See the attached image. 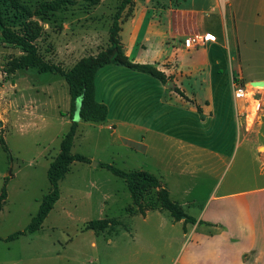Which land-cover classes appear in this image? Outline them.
<instances>
[{
	"label": "rangeland",
	"instance_id": "obj_1",
	"mask_svg": "<svg viewBox=\"0 0 264 264\" xmlns=\"http://www.w3.org/2000/svg\"><path fill=\"white\" fill-rule=\"evenodd\" d=\"M55 1L20 0L31 14L7 3L0 8L3 23L0 25V194L5 184L8 191L7 202L0 214V264H147L150 258L158 257L154 247L162 246L171 237V225L176 222L168 211H163L162 232L157 214L144 223L138 216L141 211L134 205L126 181L100 164H113L124 171H147L172 191L174 200H180V192L186 189L190 190L187 196L190 201L194 199L203 203L215 186L240 190L247 185L242 178L244 150L239 151L235 162L227 157L216 159L208 152H200L199 158L193 160L192 155L185 154L183 158L190 159L193 164L186 174L180 175L181 169L186 170V164L179 167L180 152H176L173 142L148 134L149 148H146L119 140L120 136L131 141L140 140L138 132L129 131L125 126L118 125L114 132L109 128L110 122L92 124L74 117L79 126L71 153L86 156L91 162H75L70 166L69 173L60 182V199L40 231L6 241L8 236L23 231L30 224L43 197L50 192L48 170L59 155L63 137L72 125L68 75H72L86 59L109 50L110 28L123 2L100 0L94 4L95 0H68V6L60 10L44 16L38 14L42 3ZM155 1L167 3V0ZM191 6L192 1L188 3V7ZM222 11L221 6L215 11L207 9L203 15V32L211 31L220 36L219 16ZM127 12L129 6L122 13L121 29ZM226 13L227 37L232 41L230 5ZM5 29L33 45L39 58L36 67L15 68V63L27 52L23 45L4 41ZM126 29L125 26L124 35ZM246 32L244 41L247 48L253 49L249 50L252 61L257 30L248 26ZM212 36L216 40V36ZM243 46L244 43L242 49ZM244 68L254 76L264 75V65L260 63L253 61ZM109 76L104 72L103 80L111 81ZM247 86L245 92L249 89ZM112 88L107 91L108 88L104 90L99 85V100L107 97L111 117L127 116L130 100L126 96L113 97ZM226 89L233 94L227 81ZM258 90L263 88L258 87ZM254 94L252 98L243 96L247 114L244 119L249 125L264 122V106L257 115L259 103L253 100ZM155 98L152 93L150 103L153 106ZM256 99L259 100L258 95ZM252 117L254 121L251 122ZM1 138L8 150H5ZM224 154L230 158L233 156L231 148ZM253 169L250 167L245 173L253 174ZM156 193L148 192L145 202L155 200ZM95 220L106 221L107 228L100 232L88 230L87 223ZM177 227L180 228V224ZM144 246L146 249L141 252ZM177 252L176 245L168 250L161 257L163 264H175Z\"/></svg>",
	"mask_w": 264,
	"mask_h": 264
},
{
	"label": "crops",
	"instance_id": "obj_2",
	"mask_svg": "<svg viewBox=\"0 0 264 264\" xmlns=\"http://www.w3.org/2000/svg\"><path fill=\"white\" fill-rule=\"evenodd\" d=\"M190 1L192 6L188 7ZM134 3L132 15L122 25L123 36L120 33L124 52L135 63L157 67L168 80L164 84L149 75L116 65L100 69L96 75V98L109 109V128L116 132L120 125L138 132L140 140L131 141L124 136L119 140L146 148H149L148 134L173 142L176 152H180L179 167L186 164V170L181 169L180 175L186 174L193 164L183 158L185 154L192 155L193 160L199 158L200 152H208L216 159L227 157L235 162L243 149L242 178L247 183L240 190L215 186L203 203L190 201L187 197L190 190L186 189L180 192V200H174L168 189L171 199L196 222L172 224L171 237L162 246L154 247L158 257L150 258L147 264H163L161 257L175 245L178 250L175 264H264V122L249 125L244 119L247 118L244 99L237 100L234 92L230 95L226 89V81L232 89L235 82L245 87L248 84L244 97L252 98L258 88L252 82H264V75L254 76L244 68L253 61L264 65V0H228L225 5L220 0H167V3L134 0ZM228 5L233 23L232 41L227 37ZM220 6L223 9L219 16L220 36L203 32V15L207 9L215 11ZM248 26L257 30L252 61L249 50L253 49L247 48L244 41ZM206 34L215 35L216 40L195 48L185 47L187 38ZM104 72L110 75L111 81L103 80ZM99 85L104 90L108 88L107 91L113 86V97L126 96L130 100L127 116H110L107 97L98 98ZM262 88L255 92L259 100L253 99L261 107L264 106ZM152 93L156 97L155 106L150 103ZM261 111L262 108L257 115ZM230 148L231 158L224 154ZM250 167H254V173H245ZM154 214L159 216L162 232L163 211L138 216L148 223ZM145 249L144 246L140 251Z\"/></svg>",
	"mask_w": 264,
	"mask_h": 264
},
{
	"label": "trees",
	"instance_id": "obj_3",
	"mask_svg": "<svg viewBox=\"0 0 264 264\" xmlns=\"http://www.w3.org/2000/svg\"><path fill=\"white\" fill-rule=\"evenodd\" d=\"M0 1V8L6 6L7 3L16 7L17 10L21 9L31 14L30 9L20 4V0ZM99 1L100 0H95L94 4H98ZM68 2V0H57L53 3H42L38 14L44 16L50 12L60 10L63 6H68ZM134 4V0H123L114 17L109 33L110 47L108 51L116 50L115 56L111 58L107 53L108 51H102L97 56L83 61L74 72L75 75L74 73L68 75V82L72 96V125L70 130L63 137L59 155L48 170L50 192L43 197L39 210L32 217L30 224L23 231H18L8 236L6 241H14L22 236H27L28 234H34L40 231L43 228L47 217L60 199V182L64 180L69 173L70 166L75 162H91L86 156L72 154L71 146L77 135L79 126V123L74 119L78 106L77 103H81L79 113L81 121L92 124H104L107 122L109 109L106 104L99 103L96 98V75L100 69L109 65L122 66L139 73L147 74L164 84L167 83L168 79L166 75L157 67L149 64L135 63L131 61L124 52L120 38L122 30L120 19L122 13L128 6L129 12H127V17H124L125 21L132 15ZM2 24L0 13V25ZM3 38L7 43L23 45L27 52V55L15 63L16 69L36 67L39 64V58L36 56V51L33 45L23 41L21 37L12 34L8 29L3 31ZM44 70L48 71V69ZM198 111L202 112L200 108H198ZM1 143L5 145V141L2 138ZM4 148L5 150H8L6 145ZM100 166L108 169L112 174L126 181L133 203L139 208L141 215L145 216L146 213L150 211H168L175 222H196L194 218L184 212L183 208L178 203L171 199L169 190L162 185L161 181L155 175L143 170L124 171L113 164L101 163ZM8 179L9 178H6V180ZM150 191H157L156 199H151L148 202H145L147 200L146 195ZM7 199L8 191L7 184H5L0 194V214L3 211ZM107 226L108 223L103 220H95L87 223V229L96 232L104 231Z\"/></svg>",
	"mask_w": 264,
	"mask_h": 264
},
{
	"label": "built area",
	"instance_id": "obj_4",
	"mask_svg": "<svg viewBox=\"0 0 264 264\" xmlns=\"http://www.w3.org/2000/svg\"><path fill=\"white\" fill-rule=\"evenodd\" d=\"M220 2L225 5L228 0H220ZM212 41H215V38L210 35V34H206V35H195L193 37H189L185 40V47L187 48H195V47H198V46H202V45H205L206 43L208 42H212ZM245 90H246V87L244 85H241V84H238V83H234L233 84V91H234V95H235V98L237 100H242L243 99V96L245 95ZM253 99H256L255 98V94L253 96ZM258 100V99H256ZM259 103V102H258ZM259 110L258 112L261 110V103H259Z\"/></svg>",
	"mask_w": 264,
	"mask_h": 264
},
{
	"label": "water",
	"instance_id": "obj_5",
	"mask_svg": "<svg viewBox=\"0 0 264 264\" xmlns=\"http://www.w3.org/2000/svg\"><path fill=\"white\" fill-rule=\"evenodd\" d=\"M108 54H109V56L111 58H113L115 56V54H116V50L110 51ZM252 84L255 85V86H259V85L260 86H263L264 85V82L258 81V82H252ZM80 108H81V103L79 102L78 103V106H77V111L75 113L76 120H80V116H79Z\"/></svg>",
	"mask_w": 264,
	"mask_h": 264
},
{
	"label": "bare ground",
	"instance_id": "obj_6",
	"mask_svg": "<svg viewBox=\"0 0 264 264\" xmlns=\"http://www.w3.org/2000/svg\"><path fill=\"white\" fill-rule=\"evenodd\" d=\"M257 87H264V85H263V86H260V85H259V86H257ZM245 91H246V90H245Z\"/></svg>",
	"mask_w": 264,
	"mask_h": 264
}]
</instances>
